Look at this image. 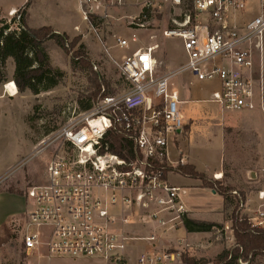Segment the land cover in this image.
Returning <instances> with one entry per match:
<instances>
[{
  "label": "built area",
  "instance_id": "1",
  "mask_svg": "<svg viewBox=\"0 0 264 264\" xmlns=\"http://www.w3.org/2000/svg\"><path fill=\"white\" fill-rule=\"evenodd\" d=\"M158 2L175 6L186 0ZM123 4V0H76L77 13L87 26ZM155 5L156 0L143 2L144 7ZM191 5L192 12L164 31L165 36L181 40L185 58L179 67L159 73L156 45L124 56L116 66L128 83L127 91L105 96L87 110H74L35 146L32 155L0 177L1 183L34 157L51 153L43 182L26 189L22 213L6 222L19 237L24 256L45 247L49 256L98 257L105 264H121L128 240L135 238L124 225L138 217L143 224L156 221L164 230L182 221L186 212L182 187L167 182L168 172L164 176L170 167L168 134H177L184 126L182 101L170 86L177 75L217 81L218 89L209 100L221 110H258L264 137V0H191ZM17 13L12 9L8 15ZM133 40H137L134 34ZM116 45L125 48L129 41L117 37ZM108 133L133 142V160L108 150ZM258 198L264 200V190L258 191ZM260 214L259 219L248 218L252 227L264 226V212ZM156 238L149 232L136 239L154 245ZM179 258V253L150 250L136 264Z\"/></svg>",
  "mask_w": 264,
  "mask_h": 264
},
{
  "label": "rangeland",
  "instance_id": "2",
  "mask_svg": "<svg viewBox=\"0 0 264 264\" xmlns=\"http://www.w3.org/2000/svg\"><path fill=\"white\" fill-rule=\"evenodd\" d=\"M25 1L0 0V12L6 13L10 6L20 7ZM123 1L124 4L112 9L107 18L102 21L93 20L92 25L87 26L77 13L76 0H29L25 8L24 22L32 28L50 26L56 33H66L70 40L78 37V44L73 49L82 43L85 46V54L92 63V70L97 72L101 79L111 83L116 90L115 95H121L128 90V85L121 76L116 62H120L135 49L156 45L154 55L159 63V73H166L184 62L181 40L177 37L165 36L164 31L171 29L175 25L174 22L182 21L185 14L192 12L188 7L189 0L183 5L175 6L156 0L154 7H144L145 0ZM11 17L0 14V26L1 23L6 22L10 29H16L19 24L17 21H10ZM133 34L137 38L135 42L131 41ZM117 37L128 39L129 45L119 48L116 45ZM45 47L50 64L62 73V77L54 87L38 94L28 90L18 92L16 88L17 94L12 96L5 91V86L13 82V62L8 59L2 70L0 177H4L21 160L32 155L35 146L51 131L60 127L74 110L80 106H91L93 102L99 100L93 101L87 97L85 91V87L89 85L87 76L71 70L70 55L65 54L54 40L47 41ZM188 76L186 73L175 76L170 81L171 88L175 89L177 83L174 82L179 80V77H183L186 79L185 90L189 92L187 93L189 98L207 99L213 90L218 89L217 81L195 80L189 84ZM182 107L187 109L189 117L194 121L190 125L189 133L185 131L181 134H168V149L171 151L168 155L169 163L182 157L215 168L222 158L221 178L206 176L207 179L231 187L232 194L239 199V211L250 219H259L260 213L264 212V200L258 198V191L264 190V137L259 111H225L215 102L205 100L181 105V109ZM231 118L238 121L247 120L251 126L227 124ZM223 121L225 124L222 129L224 135L222 148L219 144L221 131L216 125L217 123L221 125ZM50 154L48 151L34 157L23 168L10 174L0 183V264L36 263L34 259L24 258L20 250L19 237L9 230L6 222L12 216L22 213L25 207L23 196L26 189L33 184L43 182ZM166 179L168 183L182 187L181 197L184 202L190 204L197 218L213 221L217 225L210 231L187 235L183 227L178 228L181 223L178 222L174 230L169 231L163 238L164 241L159 238L163 243L157 238L152 251L179 253V259L164 264H186L184 256L200 263L214 264L212 262L220 252L235 244L230 229L231 223L224 220L221 211L218 212L222 197L213 194L211 191L214 190L213 188H209L211 189L209 191L203 189L204 187H196L191 179L187 181L177 172L169 173ZM241 193L245 196L243 197ZM147 234L129 235L135 238L128 240L127 245L135 240L141 241V246L133 252L136 263L142 253L151 249L148 245L150 242L136 239ZM41 248L45 249V247ZM40 260H37L39 264L48 263L45 259ZM125 263L126 261L123 260L121 264ZM133 263L130 261V264ZM82 264H101V262L88 261Z\"/></svg>",
  "mask_w": 264,
  "mask_h": 264
},
{
  "label": "trees",
  "instance_id": "3",
  "mask_svg": "<svg viewBox=\"0 0 264 264\" xmlns=\"http://www.w3.org/2000/svg\"><path fill=\"white\" fill-rule=\"evenodd\" d=\"M28 2L29 0L17 9L18 16L10 19V21H17L19 24L16 29H10L9 24L5 21V23H1L0 80L6 61L11 58L14 64L12 78L18 92L28 90L33 94H38L54 87L62 77V73L50 64L45 47L47 41L54 40L65 54L70 55L71 70L84 73L87 76L89 85L85 87V91L90 100L94 101L105 96H114L116 90L111 86V83L101 79L97 72L92 70V63L85 54V46L80 43L76 49H73L78 44V37L70 40L66 33H56L50 26L32 28L25 24L24 14ZM188 7L192 10L191 0H189ZM125 83L128 85L126 81ZM91 106L85 105L78 108L87 110ZM106 142L110 152L127 161L134 159L133 142L131 140L119 134L108 133ZM170 171L189 178L199 179L201 187L213 188L222 197L221 212L224 220L231 223L230 229L235 244L233 247L220 252L212 263L241 264L240 262H244V264H264V226H251L248 217L239 211V199H236L232 194L233 189L231 187L224 186L219 181L212 182L203 173L197 171L192 164L178 162L174 168L166 167L164 176ZM241 194L243 197L245 196L244 193ZM182 223L187 232H207L217 225L212 221L186 216H183ZM184 261L186 264H205L186 256H184Z\"/></svg>",
  "mask_w": 264,
  "mask_h": 264
},
{
  "label": "crops",
  "instance_id": "4",
  "mask_svg": "<svg viewBox=\"0 0 264 264\" xmlns=\"http://www.w3.org/2000/svg\"><path fill=\"white\" fill-rule=\"evenodd\" d=\"M24 3L22 5H24ZM20 7L10 6V8L7 10L6 13H1L0 12V14H1V16L7 17L8 16V12L10 10H12V9L13 10H16V9H18ZM9 60L11 62H13L11 58H9ZM13 70H14V68H13ZM180 77L178 78L179 80H176L174 82V83H177V86L175 87V89L174 88H172V89L175 90V91H177L178 97H179L180 101H182L181 102L182 103L181 105H187V104L195 103L196 101H202V100L210 101L209 98H207V99H201L199 97H195V98H192V97L189 98V96L187 97V93H189V92L187 90H185L186 85H185L184 81H186V79H184L183 77L182 78H180ZM173 78H175V77H173ZM187 78H190L189 81H188L189 84H191L193 81L195 82V80L192 77H190V75ZM215 90H217V89H215ZM181 110H182V114H183V118H184V120H183L184 121V126H183L182 130L180 132H178L177 134L185 133V131H188V133H189V131H190V125L193 123L194 120L189 117L188 112H187V109H185L184 107H182ZM243 111H245V110H243ZM236 112H239V111H236ZM246 121L247 120H244V121L232 120V118H231V120H229L227 124H232L233 123V124H237L239 126H242V125L243 126L245 125L246 127L251 126V124H249L250 122L249 121L246 122ZM218 124L219 123H217V125H216L217 126V129H220V131H221V142L219 144L223 148L224 147V135H222V129H223V126H224L225 122L223 121L221 123V125L220 124L218 125ZM261 129H263L262 119H261ZM170 152L171 151L168 149V155L170 154ZM222 152H223V150H222ZM178 162H181L183 164L188 163V164L194 165L195 166V169L197 171H199L200 173H203L208 178H212L214 174H221L220 171L222 169V158L220 159L217 167H215V168H213L212 166H210V165H208L206 163L205 164H201V163H198V162H195V161H190L189 158L183 159L182 157H180L177 160L172 161V163H170V167H173L174 168L175 165L178 164ZM172 172H174V171L168 172L165 177L167 178V175L169 173H172ZM182 177L185 180H187V181H190V179H191L194 182V185L196 187H201V181L199 179L193 180V178H189V177H186V176H182ZM216 179H219V178H216ZM172 185H174V184H172ZM176 186H178V185H176ZM203 189H206V190H209V191L211 190L209 188H203ZM213 194H217L218 195V193H216V192H214ZM182 202H183V205H184V208H185V211H186L184 213V216L189 217L188 215H190L191 217H189V218L199 219V218H197L194 215V212L192 211L193 208L190 206V204L187 203V202H184L183 199H182ZM221 209H222V202H221V208L218 210V212H220ZM189 212H190V214H189ZM200 220H205V219H200ZM207 221H210V220H207ZM123 227H124L125 231L128 233V235H134V234H139L140 235L141 233L154 232L157 235V238L159 239L161 237L162 240H163V238H165V236H167V234H168L169 231L174 230V228H171V226H169L170 229H164L163 230L162 227L158 223H156V221H153V222H151L149 224H143L142 222L139 223V221H136L133 224L124 225ZM180 227H183L184 228L182 221H181V223H179V227L178 228H180ZM184 230H185V232H186L187 235L193 234V233H197V232H187L185 228H184ZM157 238H156V241H157ZM158 241H160V239ZM163 241H160V242L163 243ZM140 242L141 241L135 240V241H132L131 244H128L127 245V247L125 249V252H124V260L126 261L125 264H130V261H133L134 262L133 264H136V258L134 257L133 252H134L135 249H137V248H139L141 246L140 245L141 244ZM148 245L151 248L150 250H152V248H154V246H155V245H150L149 243H148ZM150 250H147V251H150ZM140 253H142V252H140ZM140 253H139V255H140ZM24 258L25 259H34V260H36L35 261L36 262L35 264H39V261H37V260H40V259L47 260V262H48L47 264H82V263H86V262L88 263V261H96V262H101V264H105L104 260L101 259V258H98V257H91V258H83V257H80V258H72V257H68V256H49L47 254V252H46V249H43V248H39V249L33 251L28 256H24Z\"/></svg>",
  "mask_w": 264,
  "mask_h": 264
},
{
  "label": "bare ground",
  "instance_id": "5",
  "mask_svg": "<svg viewBox=\"0 0 264 264\" xmlns=\"http://www.w3.org/2000/svg\"><path fill=\"white\" fill-rule=\"evenodd\" d=\"M136 40H133V42H135ZM138 49V48H137ZM136 50V49H135ZM5 91L9 94V95H16L17 94V91H16V86L14 84V82L12 83H8L6 84L5 86ZM216 177L217 178H220L221 177V174H216Z\"/></svg>",
  "mask_w": 264,
  "mask_h": 264
},
{
  "label": "water",
  "instance_id": "6",
  "mask_svg": "<svg viewBox=\"0 0 264 264\" xmlns=\"http://www.w3.org/2000/svg\"><path fill=\"white\" fill-rule=\"evenodd\" d=\"M212 192L214 193L215 191H214V190H212Z\"/></svg>",
  "mask_w": 264,
  "mask_h": 264
}]
</instances>
